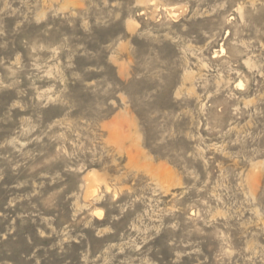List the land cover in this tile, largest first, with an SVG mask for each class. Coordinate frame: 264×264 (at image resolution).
Instances as JSON below:
<instances>
[{"label": "rangeland", "instance_id": "rangeland-1", "mask_svg": "<svg viewBox=\"0 0 264 264\" xmlns=\"http://www.w3.org/2000/svg\"><path fill=\"white\" fill-rule=\"evenodd\" d=\"M0 264H264V0H0Z\"/></svg>", "mask_w": 264, "mask_h": 264}, {"label": "bare ground", "instance_id": "bare-ground-1", "mask_svg": "<svg viewBox=\"0 0 264 264\" xmlns=\"http://www.w3.org/2000/svg\"><path fill=\"white\" fill-rule=\"evenodd\" d=\"M96 212H97V211H96ZM96 215H97L98 218H100L102 214H101L100 211H98V212L96 213Z\"/></svg>", "mask_w": 264, "mask_h": 264}]
</instances>
